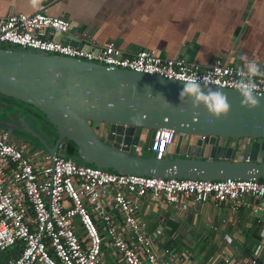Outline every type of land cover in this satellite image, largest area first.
<instances>
[{
	"label": "built area",
	"instance_id": "2783aa9c",
	"mask_svg": "<svg viewBox=\"0 0 264 264\" xmlns=\"http://www.w3.org/2000/svg\"><path fill=\"white\" fill-rule=\"evenodd\" d=\"M68 30L66 20L43 10L11 14L0 18V44L178 82L188 75L202 78L211 73L212 87L233 90L245 63L232 66L214 59L198 69L178 57L162 58L152 49L126 55L109 44L94 53L53 40L54 35H65ZM255 81L258 96L264 97V76ZM94 127L102 133V126ZM175 136L170 129L155 131L154 151L158 142V152H164L172 146ZM23 148L0 130V252L17 247L15 258L0 264H105L102 250L108 248H113L123 264H164L158 256L162 228H149L136 217L145 195L151 201L160 200L163 206L182 198L197 205L234 203L242 197L264 200V181L116 174ZM162 253L167 255L168 250ZM219 263L240 264L228 256L211 262ZM249 264H256L255 258Z\"/></svg>",
	"mask_w": 264,
	"mask_h": 264
},
{
	"label": "water",
	"instance_id": "95a60500",
	"mask_svg": "<svg viewBox=\"0 0 264 264\" xmlns=\"http://www.w3.org/2000/svg\"><path fill=\"white\" fill-rule=\"evenodd\" d=\"M60 38L53 36L54 41ZM81 49L100 50L87 42ZM260 67L264 71V61ZM182 87V82L158 76L0 44V95L38 111L56 134L51 143L50 136L29 124L27 114L19 113L0 118V130L11 138L29 136L50 157L116 174L264 181V97L258 96L260 107L249 111L241 107L236 90L213 87L228 97L231 110L209 123L213 118L203 107L194 110L191 101L180 103ZM95 125L102 126V136ZM159 129L176 134L168 157L162 158L159 146L148 157L131 152L147 134V148L154 150ZM65 141L75 147L77 159L66 156Z\"/></svg>",
	"mask_w": 264,
	"mask_h": 264
},
{
	"label": "crops",
	"instance_id": "0c3cea01",
	"mask_svg": "<svg viewBox=\"0 0 264 264\" xmlns=\"http://www.w3.org/2000/svg\"><path fill=\"white\" fill-rule=\"evenodd\" d=\"M42 10L69 23L59 41L77 47L114 44L126 55L152 49L162 58H186L198 69L214 59L232 66L264 61V0H39L35 6L31 0H0V18ZM13 140L24 151L42 152ZM136 217L149 228H162L158 256L164 264H211L223 256L240 264L252 258L264 263V200L197 205L182 198L163 206L145 195ZM95 224L100 226L97 219ZM102 260L123 264L113 248L102 250Z\"/></svg>",
	"mask_w": 264,
	"mask_h": 264
},
{
	"label": "clouds",
	"instance_id": "9594fccd",
	"mask_svg": "<svg viewBox=\"0 0 264 264\" xmlns=\"http://www.w3.org/2000/svg\"><path fill=\"white\" fill-rule=\"evenodd\" d=\"M38 2L39 0H31L33 6ZM238 76L240 79L234 82V87L241 97V107L249 111L259 108L260 99L255 78L264 76V71L255 60H246ZM181 82L183 87L179 92L180 103L191 101L194 110L203 107L206 113L213 118L208 121L209 123L229 114L231 105L228 97L222 91L211 87L213 83L211 73L202 78L195 75L181 77ZM121 87H126V85H121Z\"/></svg>",
	"mask_w": 264,
	"mask_h": 264
},
{
	"label": "trees",
	"instance_id": "16d2710c",
	"mask_svg": "<svg viewBox=\"0 0 264 264\" xmlns=\"http://www.w3.org/2000/svg\"><path fill=\"white\" fill-rule=\"evenodd\" d=\"M2 96V95H1ZM5 97V96H3ZM7 98V97H6ZM10 101H14L15 103H17L18 105H21L23 108V113L25 112L28 115L29 120L32 122V124L36 127V130L40 131V133L44 134V135H48L50 136V141L51 143L54 142L56 134L53 130V128L51 127V125L49 123H47V121L44 119V117L35 109L28 107L26 105L20 104L19 102L8 98ZM64 151L66 153V156H73L75 155V159H77V153H76V149L75 147L68 141H65V147H64ZM93 167L92 165H88ZM16 250L17 247H12L11 249L3 252L5 253L4 256L0 257V261L2 262L3 260L7 259V258H15L16 256Z\"/></svg>",
	"mask_w": 264,
	"mask_h": 264
},
{
	"label": "rangeland",
	"instance_id": "374dc122",
	"mask_svg": "<svg viewBox=\"0 0 264 264\" xmlns=\"http://www.w3.org/2000/svg\"><path fill=\"white\" fill-rule=\"evenodd\" d=\"M23 107L21 105H18L14 101H10L8 98L0 95V115H1V113H3L4 117H6V118L11 117L10 119H13V118H15V116L17 114L23 113V109H22ZM5 110L10 111L9 112L10 114L7 115L8 113H6ZM148 141H149V135L147 134L145 136L143 142L137 148H131V152L132 153L138 152L143 157H148L150 154L155 153L154 150H149L147 148V142ZM160 154L162 155V158H166L169 156L168 154H164V153L163 154L160 153ZM237 154L239 156H241V149L240 148H238ZM74 158H75V155H74ZM4 255H5V253L0 252V257H2Z\"/></svg>",
	"mask_w": 264,
	"mask_h": 264
},
{
	"label": "flooded vegetation",
	"instance_id": "af4514ba",
	"mask_svg": "<svg viewBox=\"0 0 264 264\" xmlns=\"http://www.w3.org/2000/svg\"><path fill=\"white\" fill-rule=\"evenodd\" d=\"M25 113V112H24ZM26 114V113H25ZM32 122H30L29 124H31ZM38 134L44 136V134L40 133V131H38ZM16 137V141L19 142L20 144H31V139L29 136H25V135H20V134H15L14 135ZM13 136V137H14ZM104 137V136H103ZM48 140L50 141V139L48 138Z\"/></svg>",
	"mask_w": 264,
	"mask_h": 264
},
{
	"label": "bare ground",
	"instance_id": "6f19581e",
	"mask_svg": "<svg viewBox=\"0 0 264 264\" xmlns=\"http://www.w3.org/2000/svg\"><path fill=\"white\" fill-rule=\"evenodd\" d=\"M159 146L158 142H156L155 144V149H157V147Z\"/></svg>",
	"mask_w": 264,
	"mask_h": 264
}]
</instances>
